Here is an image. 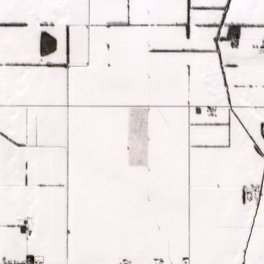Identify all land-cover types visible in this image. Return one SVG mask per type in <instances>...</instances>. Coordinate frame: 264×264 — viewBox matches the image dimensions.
I'll return each instance as SVG.
<instances>
[{"label": "snow or ice", "instance_id": "snow-or-ice-1", "mask_svg": "<svg viewBox=\"0 0 264 264\" xmlns=\"http://www.w3.org/2000/svg\"><path fill=\"white\" fill-rule=\"evenodd\" d=\"M0 264H264V0H0Z\"/></svg>", "mask_w": 264, "mask_h": 264}]
</instances>
